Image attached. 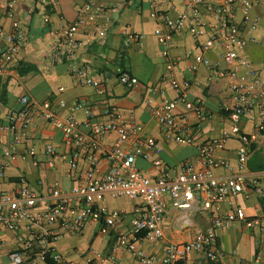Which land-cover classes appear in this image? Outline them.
I'll return each mask as SVG.
<instances>
[{"label": "built area", "instance_id": "obj_1", "mask_svg": "<svg viewBox=\"0 0 264 264\" xmlns=\"http://www.w3.org/2000/svg\"><path fill=\"white\" fill-rule=\"evenodd\" d=\"M168 1V0H163ZM19 0H4V11L11 14ZM264 0H243L241 6L248 11L255 4ZM238 0H184V7L175 15L163 14L166 32L158 30L162 42L171 44L174 35L188 27L195 42L201 48L190 67L196 71L204 65L214 71L215 76H227L230 79L232 104L226 107L229 127L222 130L219 137L210 138L198 145L196 163L184 161L178 166H169L162 159H153V166L158 175L150 177L143 174L137 165V158L151 159L158 147L156 139L142 138L140 126L134 113H130L122 122L102 123L95 120L92 107L86 100L76 101V109H84L88 118L81 122L73 115L59 118L51 101L39 102L27 94L19 98L20 107L12 109L5 118H0V142L5 132L12 134L13 144H26L31 138L34 117L41 115L61 129L72 149L69 157L70 171L75 173V182L69 191H64L58 181L47 183L44 197L33 189L22 177L15 191H0V224L19 234V247L10 254L6 264H24L32 260L33 264H75L68 260L57 248L56 242L65 233L81 234L92 221H103L106 229L115 233L111 251L104 255L93 251L88 264H105L119 262L123 255L130 253L139 264H180L191 253H198L207 260L220 263L226 253L218 247V229L229 227L238 220L249 221L242 206L232 205L226 212L212 215V224L206 229L198 230L189 241L177 242L165 240L163 223L168 211L167 198L172 206L182 211L186 224L191 226V216L201 212L205 207L202 199L217 203L223 199L252 194L264 196V169L248 170L247 162L252 150V138L243 129V120L251 116L256 130L264 136V75L259 72L243 52L249 43L256 42L254 37L245 36L246 25L236 19L235 9ZM118 5L104 6L98 0H85L78 8L77 17L62 29V33L53 48V59L71 58L83 46L105 39L108 35L111 17L108 13L118 9ZM104 15L100 22L98 18ZM264 17V16H263ZM261 17L252 21L256 29ZM83 36L80 37L79 34ZM137 41H142V33H134ZM27 38L26 30L19 19L13 22V30L8 31L0 25V40L7 42L1 60H10L18 55ZM221 50L220 60L213 62L205 53ZM167 75L161 84L170 83L177 92L175 98L164 97L157 101L159 94H164L162 87L143 85L144 102L151 115L159 122L167 140L176 143H191L188 135L192 130L189 123L195 118L194 126L200 129L210 119L202 100L189 98L188 81H179L175 77L176 60L166 58ZM72 75L78 84L98 85L85 66L75 67ZM118 81L130 88L139 87L140 80L126 71H121ZM183 105L185 111L178 112ZM105 113L115 117L117 109L107 105ZM85 127L89 132H81ZM108 132L119 134L113 147L109 150L110 166L101 170L98 165L97 151L100 140ZM231 139H237L240 147L237 151V168L216 158L217 150H224ZM32 149H30L31 151ZM46 151L52 157L56 148L52 143L46 145ZM7 154H10L7 152ZM85 159L88 168L79 169V161ZM53 158L49 165L53 166ZM223 167L231 172L226 176L216 173V168ZM4 176L1 166L0 177ZM42 184V182H40ZM106 196L140 198L143 205L132 217L131 232L119 226L121 211H112L99 206L98 199ZM44 201L46 208L39 209V202ZM73 217L64 215L74 208ZM62 223L65 232L55 228ZM146 240L152 243L164 242L162 255L148 252L142 245ZM264 258V236L255 255V261ZM1 264V263H0ZM239 264H251L240 260Z\"/></svg>", "mask_w": 264, "mask_h": 264}, {"label": "crops", "instance_id": "obj_2", "mask_svg": "<svg viewBox=\"0 0 264 264\" xmlns=\"http://www.w3.org/2000/svg\"><path fill=\"white\" fill-rule=\"evenodd\" d=\"M241 1L243 0H238L235 9L236 19L245 23V36L257 40L248 44L243 55L264 75V3L255 4L245 11ZM84 2L85 0H19L12 13L6 14L4 0H0V25L11 31L14 20L19 19L27 35L20 53L10 60H1L2 52L8 44L0 40V118H5L10 110L19 108V98L27 94L39 102L51 101L59 118L73 115L83 122L88 115L84 109H76L74 103L86 100L92 107L95 120L102 123L122 122L130 113H134L142 138L156 139L158 147L151 159L137 158V165L143 174L150 177L158 175L152 162L158 158L169 166H178L184 161L198 164V145L210 138L219 137L222 130L230 125L226 107L232 104V91L227 76H215L214 71L204 65L199 66L196 71L190 69L195 57L201 54V48L188 27L176 33L171 44L162 42L158 34V30L166 32L162 15H175L178 10L183 9L184 0H98L104 6H119L116 11L108 13L112 21L106 38L81 47L71 58L54 60L53 48L63 27L76 19L78 8ZM256 17H261V20L258 27L253 29L251 25ZM104 19V15L98 18L100 22ZM134 33H142V41H137ZM79 36L82 37L83 34L80 33ZM205 54L213 62H217L220 60L221 50ZM167 57L176 60L175 77L179 81L189 82V98L194 101L202 100L210 114V119L200 129L195 128L194 117L189 120L192 125V130L188 132L193 138L191 143L167 140L159 122L151 115L144 102L143 85L155 84L163 88L164 94L157 95V101L164 97L177 96L170 83L161 84L167 75ZM79 66L87 67L98 85L78 84L72 70ZM121 71L136 76L141 85L130 88L120 83L118 75ZM107 105L117 109L115 117L105 113ZM177 111L184 112L183 105H179ZM243 129L253 141L247 162L248 170L264 167V136L256 130L251 116L244 118ZM80 130L84 134L89 132L85 127ZM118 136L117 132H108L101 138L100 149L96 153L101 170L109 168V150ZM12 138L11 133L5 132L0 142V171L1 166L4 170V176L0 177V191H15L22 177L42 197L46 194L45 184L54 181H58L64 191L70 190L75 182V173L69 167L72 147L61 129L47 118L36 115L31 138L26 144L15 145ZM48 143L56 148V155L53 157L46 151ZM239 147L240 142L231 139L224 150L215 152V156L231 163L236 169ZM52 158L54 164L50 166L49 161ZM88 166L84 158L79 161L80 170H85ZM215 171L221 176L231 174L223 167H218ZM97 203L112 211L123 212L124 215L118 223L126 232H131L132 217L143 205L140 198L126 196H106L98 199ZM200 204L205 208L191 216L193 224L188 226L181 216V209L173 207L171 200L167 198L168 211L163 223L165 240L185 242L193 239L198 230L211 226L214 213L226 212L232 205L242 206L247 220L255 222L238 220L229 227L218 229V247L226 253L222 262L214 263L198 253H191L180 264H239L240 260L250 261L251 264H264V258L255 261L261 238L264 236V196L252 194L246 198L240 194L217 203L202 199ZM45 208V202L40 201L39 209ZM75 213L74 207L64 217H73ZM55 228L65 232L62 223L56 224ZM18 234L0 224L1 264L9 262L10 254L19 247ZM114 241L115 233L106 229L103 221L92 220L81 234L68 232L60 236L56 246L73 263L88 264L93 251L106 255L111 251ZM142 245L150 253L162 255L164 252L162 241L152 243L144 240ZM24 264L33 262L28 260ZM105 264L139 262L133 255L126 253L119 262L109 261Z\"/></svg>", "mask_w": 264, "mask_h": 264}, {"label": "trees", "instance_id": "obj_3", "mask_svg": "<svg viewBox=\"0 0 264 264\" xmlns=\"http://www.w3.org/2000/svg\"><path fill=\"white\" fill-rule=\"evenodd\" d=\"M262 169H264V167H260L259 169H255V170H262ZM47 260H48L47 261L48 264L52 263V260L50 258H48Z\"/></svg>", "mask_w": 264, "mask_h": 264}]
</instances>
